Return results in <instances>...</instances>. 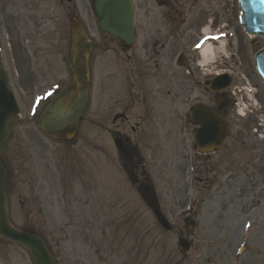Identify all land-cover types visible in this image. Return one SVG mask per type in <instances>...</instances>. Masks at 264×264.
<instances>
[{
  "label": "rangeland",
  "instance_id": "374dc122",
  "mask_svg": "<svg viewBox=\"0 0 264 264\" xmlns=\"http://www.w3.org/2000/svg\"><path fill=\"white\" fill-rule=\"evenodd\" d=\"M86 1L77 0L78 6L82 3L85 4L86 11L80 12L79 19L96 41L102 40L103 37L99 35L93 24L92 12ZM202 9L207 12L206 16L214 19L215 23L220 26L219 30H222L221 26L224 29H228L227 26H229L228 31H231L229 37L232 39L231 47L227 49V55L219 53L210 57L209 53H205L204 62L208 68L215 67L212 69L213 72L226 70L237 77V82L240 80L245 82L246 79L242 77L243 70H240L243 69L239 66L240 62L244 67L250 64L252 54L263 42L255 40V44L251 45L249 39L242 33L238 21L235 20V16L239 15L237 0H228L227 4L224 0H203L192 9L191 13L196 16L201 13ZM60 12L58 7L57 14ZM58 17L62 22V15L59 14ZM224 34L226 35L225 45H227L229 33ZM238 51H242L245 58L241 59ZM44 54L45 52L41 57ZM230 54H234L232 60ZM223 56H227V59H224ZM56 57L55 60H57ZM210 60H213L214 63L211 64ZM96 69L94 66L92 106L84 115L83 131L71 147L46 140L36 129L35 119L30 120L28 126L24 127L20 124V118H28V111L34 103V96L42 90L41 85L43 84L38 81L36 74L40 69L34 68V76L30 79L29 76H26L24 69L16 68L21 74V80L18 81L15 77L12 82L18 94L21 114L11 125V136L0 148V155L7 160L10 159L14 175L18 172L17 167L24 157L48 163L51 170L50 178L54 182L53 190L50 191L53 194L54 207H42V213H39L34 207H30L28 202L21 207L19 205L20 196H22L21 200L24 198L30 200V185L16 184V179L11 178L8 199L9 214L13 225L18 229L25 228L41 234L51 252L56 256L58 264H248L246 261H253L251 256L244 255L238 260L235 256L245 239H249L246 240L249 247H258V252L264 254V194H262L263 200L260 207L254 209L256 212L253 213L251 210L244 217L241 216L242 213L237 210L234 204L229 207L225 204H222V207L216 206L222 198L220 195L216 196L215 201L211 203L212 210L206 206L198 211L200 204L198 203L194 207L196 214L192 213L188 218L195 222V225H192L190 222L185 223L179 217L181 213L177 204L179 196L183 193V181L180 179L179 172L176 171L175 176L171 175L172 179L168 176L165 182L156 176L153 183L160 200H162L163 194L162 184L165 183V215L173 228L170 232H164L158 227L151 213L137 196L136 191L129 186L123 176L113 172L114 175L111 174L110 181L104 174L102 177L104 188L100 186L101 174L98 163L103 155L100 149L103 151L105 149L111 157L112 150L108 149L110 147L108 140L107 148L104 147L103 134L99 131V123L103 119L101 111L95 108L97 102L95 83L98 79ZM52 74L57 75L56 79H53L54 82L67 79L65 69L60 65ZM249 77L250 85L257 89L258 95L257 97L255 95V98L258 107L262 110L259 111L261 114L258 118L264 121V90L254 73L251 72ZM249 120L254 124L256 117L255 120L253 117ZM235 121V128L238 130L232 131V140H235L238 131L243 134L246 132L243 129L247 125V118L235 119ZM88 127L91 129H87ZM261 131L260 134L264 135V128ZM246 139L248 138L246 137ZM158 150L154 149L157 156ZM176 151V149L169 151L166 149L165 154L168 153L171 157L168 159L166 156L165 163H172L175 160L173 156ZM238 152L240 155V148ZM256 154V160L259 162L251 161L249 174L244 180L238 181L239 185L242 182H247L248 186L256 188L254 191L251 187L247 190V195L253 196L254 201L258 198L255 193L258 192L262 185L261 180L264 178V154L261 151H257ZM235 157L241 161L246 155ZM154 159L158 161V158L154 157ZM58 164H63L60 170H57ZM64 165L73 167L72 175L66 177ZM228 165V161L223 160L222 167ZM71 182H73L74 191L73 186L71 190L66 187ZM190 193L193 195V191ZM213 195H208V197ZM203 198L206 199L207 196H203ZM85 200L86 206L83 205ZM258 212H260L259 218ZM246 220L250 221L251 227H249L250 225L247 228L242 227ZM257 221H261L262 226L255 235L258 234V238L251 242V238H247V236L254 234ZM180 233L190 237L191 248L186 256L177 244ZM98 257L103 258L102 263L98 262ZM256 263L264 264V255L260 256ZM0 264H31V261L20 248L0 241Z\"/></svg>",
  "mask_w": 264,
  "mask_h": 264
},
{
  "label": "water",
  "instance_id": "95a60500",
  "mask_svg": "<svg viewBox=\"0 0 264 264\" xmlns=\"http://www.w3.org/2000/svg\"><path fill=\"white\" fill-rule=\"evenodd\" d=\"M98 1L94 0L95 20L100 23L102 29L121 39H129L131 36L130 0H101L100 4H98ZM259 9L260 4L256 0H249L246 7L249 16H252ZM262 10L264 11V9ZM256 31L258 32V30ZM78 43L79 32L74 29L70 62L68 63V70L72 77L71 82L64 86L61 93L52 101L53 104L44 111L40 119L39 127L48 137L56 140L66 139L73 134L84 102V93L79 88V84L86 77L87 65L85 57L77 52ZM260 68L264 79V65L262 63ZM12 100L0 66V141L7 136V123L15 113ZM4 178V170L0 167V236L17 242L26 248L33 260V264H53L50 254L37 236L20 234L10 228L6 219V200L3 190ZM142 197L152 208L158 221L166 227L151 195L146 192Z\"/></svg>",
  "mask_w": 264,
  "mask_h": 264
},
{
  "label": "flooded vegetation",
  "instance_id": "af4514ba",
  "mask_svg": "<svg viewBox=\"0 0 264 264\" xmlns=\"http://www.w3.org/2000/svg\"><path fill=\"white\" fill-rule=\"evenodd\" d=\"M156 8L158 10L153 9L152 6L149 5V0H137L136 1V9L138 16L141 18V23L143 22L148 28V34L144 35L141 44L138 46V52L141 54V58L145 61V63H149L150 61L158 68L160 65L167 66L172 62L173 58L178 53L181 56V48L178 44L179 39H175L178 34L171 35L165 38V20L170 22L172 25L179 24L177 29L180 30L183 23H180L182 19H184V2L181 3V0H152ZM166 9V11H165ZM13 10V9H12ZM4 11V8H3ZM4 30L7 32L12 31L15 34V39L13 40L14 46L16 50H13L21 55H24L23 52L27 51V47L24 45L26 43V39L22 38L19 32L20 21H25V18L22 14L18 12H8L4 14L3 18ZM29 20L32 21V27L29 28L28 32L30 34L35 35L37 39L42 37L43 33V21L37 17V15L29 16ZM185 30H182L184 34ZM31 41H29V45ZM137 51L134 53L133 58L135 62V66L137 68ZM22 57V56H21ZM189 64H192V60H187ZM141 66H144L141 62H138ZM27 66H30V62H27ZM188 67V65H187ZM168 81L171 80L170 77L167 78ZM178 83L181 85L180 88L184 89V81L182 78H178ZM184 94V91H181V95ZM212 104V102H209ZM126 109V108H125ZM125 118V117H124ZM121 121H126L125 119ZM137 124V123H135ZM138 125V124H137ZM119 127V126H118ZM116 137L119 136V132H117ZM117 142V140H116ZM247 165H242L244 172L247 174L248 166L250 164V159L247 157ZM202 174V172H200ZM213 174V172H210ZM235 173H231L230 177L227 176V180L232 176H235ZM263 189H260L261 191ZM246 187L243 184L239 192H245Z\"/></svg>",
  "mask_w": 264,
  "mask_h": 264
},
{
  "label": "bare ground",
  "instance_id": "6f19581e",
  "mask_svg": "<svg viewBox=\"0 0 264 264\" xmlns=\"http://www.w3.org/2000/svg\"><path fill=\"white\" fill-rule=\"evenodd\" d=\"M213 49L214 48L209 43L208 44H205L204 45V48H203V50L209 52L210 55L215 54V51ZM218 49H220V48L218 47Z\"/></svg>",
  "mask_w": 264,
  "mask_h": 264
}]
</instances>
